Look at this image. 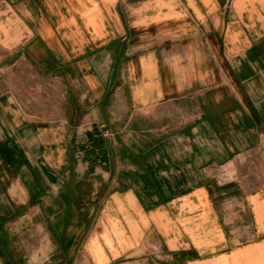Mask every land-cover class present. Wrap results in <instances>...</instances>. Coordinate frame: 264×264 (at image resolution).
<instances>
[{
    "label": "crops",
    "instance_id": "crops-1",
    "mask_svg": "<svg viewBox=\"0 0 264 264\" xmlns=\"http://www.w3.org/2000/svg\"><path fill=\"white\" fill-rule=\"evenodd\" d=\"M147 263L264 264V0H0V264Z\"/></svg>",
    "mask_w": 264,
    "mask_h": 264
},
{
    "label": "rangeland",
    "instance_id": "rangeland-1",
    "mask_svg": "<svg viewBox=\"0 0 264 264\" xmlns=\"http://www.w3.org/2000/svg\"><path fill=\"white\" fill-rule=\"evenodd\" d=\"M227 173H228L227 177L230 178L231 177L232 170L229 169ZM41 252H42L41 254L43 255V252H44L43 246H41ZM147 264H151V263H147Z\"/></svg>",
    "mask_w": 264,
    "mask_h": 264
}]
</instances>
